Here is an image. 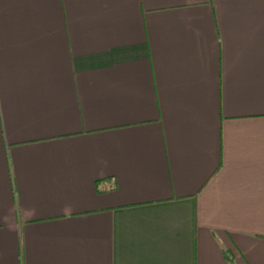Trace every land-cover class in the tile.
<instances>
[{
    "label": "crops",
    "instance_id": "crops-1",
    "mask_svg": "<svg viewBox=\"0 0 264 264\" xmlns=\"http://www.w3.org/2000/svg\"><path fill=\"white\" fill-rule=\"evenodd\" d=\"M0 264H264V0H0Z\"/></svg>",
    "mask_w": 264,
    "mask_h": 264
}]
</instances>
